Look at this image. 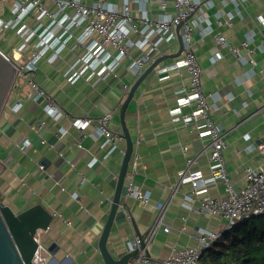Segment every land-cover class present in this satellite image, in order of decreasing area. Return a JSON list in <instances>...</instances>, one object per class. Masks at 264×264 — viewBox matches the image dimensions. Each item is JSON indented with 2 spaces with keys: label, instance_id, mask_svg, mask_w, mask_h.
Listing matches in <instances>:
<instances>
[{
  "label": "crops",
  "instance_id": "1",
  "mask_svg": "<svg viewBox=\"0 0 264 264\" xmlns=\"http://www.w3.org/2000/svg\"><path fill=\"white\" fill-rule=\"evenodd\" d=\"M203 1L196 13L207 17L200 24L210 25L212 30L201 35L200 26L193 27L192 48L201 66L203 91L209 94L210 115L220 124L227 142L223 156L229 179L235 187H242L246 184L245 167L264 168L257 148L264 144V0H211L210 6ZM217 10H231L234 25L219 24L214 15ZM172 11L169 3L167 12ZM156 12L154 7L153 14ZM247 31L254 34L248 45L253 50L252 68L215 41V35L221 33L238 45ZM160 49L162 55L177 52L178 39L170 45L162 44ZM216 52L221 56L212 62L210 56ZM62 56L63 60L54 65L43 59L38 61L36 81L70 116L88 117L91 123L81 138L69 118L54 120L46 116L42 99L25 80L16 79L0 112V200L16 211L39 202L52 212L45 243L55 242L57 247L54 254L42 251L45 264H104L97 241L109 210L125 142L120 140L114 150L105 154L106 148L101 147L103 136L92 133L104 113L110 114L107 127L122 133L120 106L138 76L121 66L117 77L109 76L94 86L83 79L68 84L61 72L72 55L65 51ZM167 75L159 79L153 70L139 84L125 110V123L133 139L132 152L139 155L133 182L139 189L148 190L150 199L142 204L126 196V174L107 248L115 256L126 251L135 236L131 220L141 233L145 232L153 223L158 202L166 204L163 222L169 226L167 232L159 226L150 233L146 239L148 255L139 257V252L129 264L160 262L175 248L196 245L195 236L200 229L224 228L219 216L199 212L200 196L185 197L191 186L179 180V171L185 168L186 158H193L190 169L208 174V138L171 120L169 109L175 105L176 91L187 83L188 73L180 68ZM39 120H44L42 127L37 124ZM60 126L66 131L58 138ZM182 146L187 147L186 151ZM94 156L97 162L88 167L86 162ZM38 162H43V169L37 167ZM221 194V182L209 185L207 195Z\"/></svg>",
  "mask_w": 264,
  "mask_h": 264
},
{
  "label": "built area",
  "instance_id": "2",
  "mask_svg": "<svg viewBox=\"0 0 264 264\" xmlns=\"http://www.w3.org/2000/svg\"><path fill=\"white\" fill-rule=\"evenodd\" d=\"M203 0H1L0 1V52L15 66V80L22 79L42 99V110L54 120L69 118L80 137L91 123L88 117L70 116L55 99L36 81L37 63L45 60L54 65L63 60L62 53L68 52L72 58L67 61L61 72L68 84L83 79L91 86L105 81L109 76L117 77L119 67L137 77L145 66L162 55L160 46L170 45L182 39L181 53L168 63L157 64L154 72L159 79L167 77L168 72L184 68L188 73L186 84L176 91L175 105L169 109L171 120L179 121L200 136L208 138V174L201 170L190 169L193 158H186L185 168L179 171V180L189 182L190 194L186 199L200 196L199 212H207L224 220L222 230L200 229L195 236L196 245L175 248L171 254L154 264H201L199 258L204 249L217 240L224 231L238 225L251 216H264V168L247 166L244 168L246 184L235 187L230 181L225 165L223 151L227 142L223 139L220 124L210 115L209 94L205 93L201 82V66L192 48V30L200 26V34L211 32L212 26H202L200 21L207 20L203 13L197 14ZM208 6L211 0H204ZM173 6L167 12L168 4ZM154 6L157 10L153 14ZM218 23L231 27L235 23L231 10L214 13ZM179 30H176L177 25ZM253 32L247 31L238 45L229 42L221 33L215 35V41L226 46L237 59L254 64L253 50L248 47ZM5 44V45H4ZM243 50L245 53H241ZM10 52V54H9ZM221 56L216 52L210 56L215 62ZM127 60L126 64L123 63ZM19 104L15 106V109ZM109 113L102 114L94 124L93 135L103 136L101 147L110 153L123 139L120 132L111 130L106 123ZM42 127L44 120L37 122ZM65 128L58 127L56 135L61 138ZM25 141L24 143H26ZM77 146H81L80 141ZM264 162V144L257 145ZM187 147L182 146L186 151ZM59 155H62L59 153ZM97 157H91L86 165L92 167ZM139 155L132 152L127 175L125 194L142 204L150 199L148 190H141L133 182ZM39 169L44 168L38 162ZM216 182L222 183L223 194L212 197L207 195L208 187ZM77 198L75 192H71ZM157 213L149 228V235L163 226L167 232L169 226L163 222L166 204H156ZM40 247V246H39ZM139 248L138 238L134 236L129 249ZM41 248L35 254L36 263H45ZM140 255L144 254L139 248ZM153 264V263H150Z\"/></svg>",
  "mask_w": 264,
  "mask_h": 264
},
{
  "label": "water",
  "instance_id": "3",
  "mask_svg": "<svg viewBox=\"0 0 264 264\" xmlns=\"http://www.w3.org/2000/svg\"><path fill=\"white\" fill-rule=\"evenodd\" d=\"M180 25H177V31ZM177 39L179 42L178 51L158 56L151 62L131 84L120 106L121 134L125 145L109 210L97 241V247L104 264H129L130 259L136 258L139 255V248L148 255L146 239L149 236V229L141 233L133 220H131V223L134 234L138 238L139 248L136 247L130 250L128 247L121 255L115 256L107 248V239L119 207L123 184L133 151V139L124 119L127 104L133 97L139 84L153 71L157 64L166 58L176 57L181 53L183 44L180 34H178ZM15 73L16 68L14 64L0 52V112L15 81ZM51 219L52 212L39 202L16 211L9 204L0 200V264H37L35 254L38 248L54 254L57 247L56 243H45V234Z\"/></svg>",
  "mask_w": 264,
  "mask_h": 264
},
{
  "label": "trees",
  "instance_id": "4",
  "mask_svg": "<svg viewBox=\"0 0 264 264\" xmlns=\"http://www.w3.org/2000/svg\"><path fill=\"white\" fill-rule=\"evenodd\" d=\"M252 218V217H250ZM246 219L228 229L206 249L201 264H264V216Z\"/></svg>",
  "mask_w": 264,
  "mask_h": 264
},
{
  "label": "rangeland",
  "instance_id": "5",
  "mask_svg": "<svg viewBox=\"0 0 264 264\" xmlns=\"http://www.w3.org/2000/svg\"><path fill=\"white\" fill-rule=\"evenodd\" d=\"M1 1V0H0ZM0 45H2L1 44V41H0ZM5 45V44H4ZM9 54H10V52H9ZM258 221V216H254V217H252V218H250L249 219V223H252V222H257Z\"/></svg>",
  "mask_w": 264,
  "mask_h": 264
}]
</instances>
